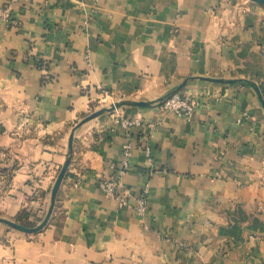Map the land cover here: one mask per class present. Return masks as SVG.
Wrapping results in <instances>:
<instances>
[{
    "label": "crops",
    "instance_id": "crops-1",
    "mask_svg": "<svg viewBox=\"0 0 264 264\" xmlns=\"http://www.w3.org/2000/svg\"><path fill=\"white\" fill-rule=\"evenodd\" d=\"M11 16L0 23V218L38 225L71 129L127 104L75 130L42 230L0 223V264H264V110L243 83L199 79L254 83L264 99V6L19 0ZM173 93L197 100L190 119L163 109ZM121 117L142 123L129 139ZM127 141L132 197L118 207L98 181Z\"/></svg>",
    "mask_w": 264,
    "mask_h": 264
},
{
    "label": "built area",
    "instance_id": "built-area-1",
    "mask_svg": "<svg viewBox=\"0 0 264 264\" xmlns=\"http://www.w3.org/2000/svg\"><path fill=\"white\" fill-rule=\"evenodd\" d=\"M18 1L19 0H8V3L5 6H0V23L11 24L13 22L11 16L12 9ZM196 105L197 100L193 96L182 95L179 93L170 94L162 101V107L165 111L177 116H183L187 119H190L193 115ZM117 124L125 130L127 133V139H129L133 127L142 125L139 119H129L125 117L118 118ZM148 150L149 149H146L147 152ZM130 153L131 145L127 141L123 145L121 161H119L118 164L111 166L112 173L110 175L100 178L98 181V187L103 194L115 200L118 207L125 206L132 197L130 190L121 183V178L126 174L129 167L128 158ZM146 196L147 186L145 185L140 196L136 199L137 212L139 214L145 209Z\"/></svg>",
    "mask_w": 264,
    "mask_h": 264
},
{
    "label": "water",
    "instance_id": "water-1",
    "mask_svg": "<svg viewBox=\"0 0 264 264\" xmlns=\"http://www.w3.org/2000/svg\"><path fill=\"white\" fill-rule=\"evenodd\" d=\"M250 1L264 6V0H250ZM199 79L201 81H209V82L220 83V84L243 83L244 85L249 86L251 89H253L255 91V93H256V95H257V97H258V99H259V101H260V103L262 105V108L264 110V99L262 97V94H261V91H260L259 87L256 84H254V83H250V82H247V81L242 82L240 80H234V79H221V78H209V77H206V78L202 77V78H199ZM183 86L179 87V89H181ZM160 101L162 102V99H160ZM126 104L127 103H125V102L117 103V104L112 105L109 108H103V109H99L97 111H94V112L90 113L89 115L85 116L84 118H82L71 129V132H70L69 137H68V143H67V150H68L67 151V155L65 157V161H64L62 167L60 168L59 173H58V175H57V177H56V179L54 181V184L52 186V189H51L50 205L48 207V210L46 212L45 217L43 218V220L38 225H36L35 227H32V228H26V227H23V226H20V225L16 224L13 221H10V220L4 219V218H0V223L5 224L8 227H10L11 229L17 230V231L25 233V234H35V233H38L40 230H42L43 227L46 225L47 221L49 220L51 214H52L58 190H59L60 185H61V183H62V181L64 179V176L66 174L67 168H68L70 160H71L72 144H73V138H74L75 130L78 129L83 124H85L86 122L92 120L93 118H95V117H97V116H99V115H101V114H103L105 112H112L115 109H118L121 106H124ZM133 105H135V106H147V103H145V102H135V103H133Z\"/></svg>",
    "mask_w": 264,
    "mask_h": 264
},
{
    "label": "trees",
    "instance_id": "trees-1",
    "mask_svg": "<svg viewBox=\"0 0 264 264\" xmlns=\"http://www.w3.org/2000/svg\"><path fill=\"white\" fill-rule=\"evenodd\" d=\"M15 223L18 224V225H20V226L26 227V228H32V227H34L33 224H25V223H23V221L20 220V217L15 221Z\"/></svg>",
    "mask_w": 264,
    "mask_h": 264
},
{
    "label": "rangeland",
    "instance_id": "rangeland-1",
    "mask_svg": "<svg viewBox=\"0 0 264 264\" xmlns=\"http://www.w3.org/2000/svg\"><path fill=\"white\" fill-rule=\"evenodd\" d=\"M250 1V0H249ZM252 2V1H251ZM254 3V2H253ZM111 107V106H110ZM1 169V168H0ZM59 173V172H58ZM35 227V226H34Z\"/></svg>",
    "mask_w": 264,
    "mask_h": 264
}]
</instances>
